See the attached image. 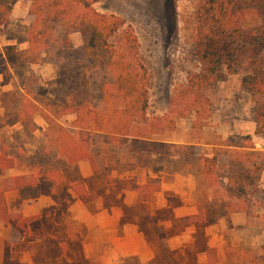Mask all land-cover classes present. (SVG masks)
I'll use <instances>...</instances> for the list:
<instances>
[{
  "label": "rangeland",
  "instance_id": "obj_1",
  "mask_svg": "<svg viewBox=\"0 0 264 264\" xmlns=\"http://www.w3.org/2000/svg\"><path fill=\"white\" fill-rule=\"evenodd\" d=\"M198 3L199 0H98L94 7L100 13L118 17L124 22L122 30L130 26L139 38L149 76L148 130L158 132L149 134V137L169 145L196 146L199 155L208 157L212 156L213 144L224 148L230 144L231 150L222 156L221 164L225 166L224 173L232 166V171L239 175L240 154L235 149L254 146L255 150L264 152V135L257 133L253 102L242 90L240 75L224 72L216 85L208 88L201 85L203 68L195 51ZM29 7V0H12L11 20L0 28V82L6 83L3 74L4 48H28L26 31L30 24ZM246 22L254 26L255 16L249 14ZM67 39L71 42L70 47L66 46ZM92 65L85 57L82 36L59 28L45 46L39 63L11 70L9 82L13 83L12 91H19V94L9 96L7 105L10 112H16V103L20 101L23 112L21 118L30 124L27 130L32 132L33 128H39V131L32 135L22 131L0 132V142H8L6 157L8 153L10 157L15 153L17 157L20 156L21 153L14 148V145H18L15 142L26 139L29 147L27 152L39 153L37 161L44 162V168L36 173L47 174L54 168L62 170L65 185L74 180L76 170L68 168L65 160L57 159L52 138H62L61 143L65 145L72 144L74 138L82 147L84 143L91 145V157L98 165L104 163L105 157L113 158L115 149L108 143L105 149L101 135L91 134L89 137L73 130L71 125L75 116L72 114L59 118L78 101H84L82 104L88 107V112L96 110L105 113L108 109L101 87L106 86L107 90L113 88L114 76L110 70L91 68ZM115 105L112 103L111 106ZM3 114L0 110V129L5 126ZM47 126L50 127L48 132L43 129ZM23 134L27 137L24 138ZM4 148L1 145L3 156L6 155ZM176 151L182 153L171 149L169 155L154 164L153 173L165 181L177 183L179 190L182 187L192 188L193 197L202 203L209 220H215L221 213V205L227 202L224 212H232V209L235 212L230 213L232 221L228 230L220 234L232 240L230 253L235 259L232 264H240V260L244 262L242 264H251L264 249V173L257 183V174H250L248 183L242 184L246 189H237V196L231 197L223 189L222 185L227 184L224 178L220 181L222 184L211 186L203 175L196 173V157L180 156ZM118 156L123 159L122 162H138L135 158ZM107 164L109 169L119 170L125 166L122 163L115 164L112 160L107 161ZM7 165L14 166L11 163ZM121 187L122 182H117L113 194L117 191L120 194ZM142 211L143 206L126 207V215L130 218ZM196 239L197 248L204 249L205 230L204 235L199 234ZM16 249H12L9 255L20 257L21 263L25 264L20 250ZM189 256V264L194 263L191 254ZM208 256L209 263L215 264L216 250ZM120 264L128 262L125 259Z\"/></svg>",
  "mask_w": 264,
  "mask_h": 264
},
{
  "label": "trees",
  "instance_id": "obj_2",
  "mask_svg": "<svg viewBox=\"0 0 264 264\" xmlns=\"http://www.w3.org/2000/svg\"><path fill=\"white\" fill-rule=\"evenodd\" d=\"M29 1L30 24L26 31L28 48H4L3 74L6 80L10 77L11 68L39 63L45 46L57 29L77 32L82 36L86 59L93 63L91 68L110 70L114 76V84L110 90L106 86L101 87V93L108 104L105 113L96 110L88 112V107L83 105L84 101H78L59 118L67 114L75 115L76 120L72 127L81 132V135H101L105 144L108 143L115 149L113 153L117 158L120 157L118 155H122L124 159L135 158L143 165L151 167L169 155L171 149L180 150L182 153L175 152L180 156H194L196 173L203 175L211 186L222 184L220 181L224 178L227 184L222 185L223 189L231 197L236 195L237 189H246L242 184L248 183L250 174L256 173L255 183L259 182L264 173V152L255 150L254 146L235 149L240 154L238 175L232 171V166L224 173L225 166L221 164L222 156L231 150L230 144L226 145L227 148L213 144L212 156L208 157L199 155L196 146L169 145L149 137V134L158 132L148 130L149 76L142 58L139 38L130 26L122 30L124 22L115 15L97 11L94 5L98 0ZM12 10V0H0V28L10 22ZM249 14L255 16L254 26L246 22ZM196 19L195 51L203 68L202 87L216 85L224 72L240 75L242 90L253 102V119L257 125V133L264 135V0H199ZM66 46H71L69 39L66 40ZM112 103L116 105L113 107ZM22 120L18 116L7 124L14 125ZM57 139L60 152L64 156H72V161L80 159L84 149L75 142L76 139L72 144H67L68 146L61 143L62 138ZM89 160L94 174H98V164L92 157ZM7 168L8 165L0 158V176ZM26 185L16 179L13 189L17 190ZM125 185L138 193L140 201H149L147 186L136 185L133 181H126ZM8 189L4 185L0 189V222L9 225L19 239L41 241L44 245L41 260L43 264H99L93 259L80 257V248L86 236L82 224L66 218L58 207L32 218L24 217L21 213H10L5 198ZM81 189L75 187L74 192L85 202L86 199L80 193ZM232 212H235L234 209ZM140 222L145 226L150 223L155 225L150 216L141 218L138 223ZM4 248L2 264H22L20 257L13 258L9 255V242H5ZM212 251L209 250V253ZM156 261L158 264H181L178 253L167 246H163ZM127 262L140 264L136 257L128 259ZM251 264H264V249Z\"/></svg>",
  "mask_w": 264,
  "mask_h": 264
},
{
  "label": "crops",
  "instance_id": "obj_3",
  "mask_svg": "<svg viewBox=\"0 0 264 264\" xmlns=\"http://www.w3.org/2000/svg\"><path fill=\"white\" fill-rule=\"evenodd\" d=\"M9 80L10 77L6 83L0 82V110L4 113L3 117L5 115V126L0 132L22 131L27 135L36 134L39 128H33L32 132H29L27 127L30 124L25 123L24 120L14 125L7 124L19 115L21 117L23 113L20 101L16 103L18 106L16 112L13 110L10 112L11 109L7 105L9 96L19 94V91H12L13 83L11 84L12 81ZM71 128L77 131L72 125ZM43 129L48 132L50 127ZM7 143L3 140L0 142V158L5 164L11 163L14 166H8L0 176V189L3 185L9 188L5 193L9 212L21 213L24 217L32 218L58 207L66 218L82 224L86 230L84 244L80 248L81 258L93 259L99 264H120L122 260L128 261L136 257L140 264H158L157 256L163 250V246H167L178 253L181 264L190 263L189 254L194 262L192 264H210L209 250L217 252L215 264H232V261H235L230 253L232 240L220 234L228 230V225L232 221L230 214L232 212H224L227 209L225 208L227 202L221 205L220 215L215 220H209L202 203L193 197V189L182 187L179 190V187H176L177 183L173 184L161 179L153 173L154 165L150 167L140 162H122L123 159L120 157L113 156L111 159L105 157L104 163L98 165L99 173L94 174L89 160L92 154L91 145L84 144L82 151L84 153L80 154V159L72 161V156H64L60 152L58 139L52 138L51 143L55 146L57 159L65 160L68 168L76 170L74 180H70L71 182L65 185L62 181V170L54 168L52 172H46L47 174L36 173L44 168V162L37 161L39 153L27 152L29 147L26 139L15 142L18 145H14V148L21 153L18 157L17 153L12 157L8 153L9 158L6 157ZM1 145L5 147V156L2 155ZM104 146L107 149L108 145L104 144ZM104 154L108 155L107 153L102 155ZM72 155L75 159L74 154ZM109 160L125 166L119 170L109 169L107 164ZM16 179L27 185L17 190L13 189ZM126 181L147 186L146 194L150 195L149 201H140L138 193L126 187ZM117 182H122L121 193L117 191L118 193L113 194V187ZM80 183L82 186H79ZM77 186L82 188L80 193L86 199L85 202L75 194L74 188ZM130 205L143 206L144 211L130 218L126 215V207ZM148 216L154 219V226L151 223L148 226L138 223L141 218ZM156 230H159V235ZM204 230L206 246L204 249H198L196 236L204 235ZM230 231L232 234V230ZM5 242L11 244L10 251L14 248L20 250L19 254H22L25 264H43L41 262L43 243L35 239H19L9 225L1 222L0 264L4 261ZM239 263L244 262L240 260Z\"/></svg>",
  "mask_w": 264,
  "mask_h": 264
}]
</instances>
